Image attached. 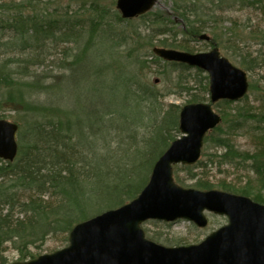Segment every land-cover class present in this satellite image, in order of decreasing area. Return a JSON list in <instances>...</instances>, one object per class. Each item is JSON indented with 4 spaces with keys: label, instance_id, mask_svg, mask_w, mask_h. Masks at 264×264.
I'll return each mask as SVG.
<instances>
[{
    "label": "trees",
    "instance_id": "16d2710c",
    "mask_svg": "<svg viewBox=\"0 0 264 264\" xmlns=\"http://www.w3.org/2000/svg\"><path fill=\"white\" fill-rule=\"evenodd\" d=\"M102 1L0 0V112L22 114L21 122H15L19 125L18 157L13 163L0 160V264L9 263L6 254L10 249L20 261L36 258L49 237L65 236L68 242L69 233L78 223L132 201L147 185L155 163L180 137L175 134H181L180 107L172 104L163 113L157 88L143 82L138 72L120 68L114 71L115 62L96 69L99 81L102 75L105 78L101 86L91 91L96 100H91L94 97L87 92L83 114L79 106L57 105L56 77L38 70L47 66L60 47H76L72 66L77 64L82 45L100 38L114 45L120 38L132 40V45L144 38L152 47L162 37L158 41L167 46L163 48L186 52H191L190 44L198 41L219 48L222 40L215 33L220 23L218 11H225V6L258 7L262 3V0H170L175 17L149 12L137 19L123 20L116 10V0L109 5H102ZM111 21L118 25L132 21L143 25L134 26L126 37L118 36ZM70 50L67 47L65 53ZM101 56L105 58L104 53ZM152 58L155 71L172 81L178 94L190 96V103L210 101L209 77L205 73L183 64L164 62L154 54ZM240 68L253 69L251 61L240 62ZM73 73L74 70L70 72ZM247 100L248 96L243 101ZM144 102L152 110L150 117L155 125L141 144L131 129L144 120ZM218 104L226 108L233 105L222 101L214 108ZM60 112L69 114L60 118L56 116ZM233 112L230 123L226 121L227 115H221L222 123L207 134L204 147L224 150L215 157L219 167L251 162L255 181L264 193L261 156L264 150L260 156L239 153L232 140L247 122L255 119L263 124L264 111L256 113L250 106L239 105ZM116 118L128 126L118 131L122 135L127 132L129 142L125 148L124 140L118 143V154L103 152L102 147L111 142L109 133L120 126ZM0 119H5L2 114ZM203 165L206 164L199 161L185 169ZM196 176L193 174L192 180ZM194 188L206 191L215 187L208 181L196 180ZM217 188L264 203L251 183L240 186L223 182Z\"/></svg>",
    "mask_w": 264,
    "mask_h": 264
},
{
    "label": "water",
    "instance_id": "95a60500",
    "mask_svg": "<svg viewBox=\"0 0 264 264\" xmlns=\"http://www.w3.org/2000/svg\"><path fill=\"white\" fill-rule=\"evenodd\" d=\"M158 0H117L124 20L150 12ZM167 62L198 69L209 77L211 103L187 104L180 111V132L155 163L150 180L128 204L78 223L69 234V245L52 254L9 264H264V205L219 190L181 187L173 166H193L201 157L206 135L221 122L213 105L239 102L249 91L248 75L223 57L218 48L189 53L155 48ZM19 126L0 120V159L14 162L18 156ZM206 213L228 218V224L199 244L166 247L146 238L142 225L148 221L192 222L208 226Z\"/></svg>",
    "mask_w": 264,
    "mask_h": 264
},
{
    "label": "rangeland",
    "instance_id": "374dc122",
    "mask_svg": "<svg viewBox=\"0 0 264 264\" xmlns=\"http://www.w3.org/2000/svg\"><path fill=\"white\" fill-rule=\"evenodd\" d=\"M229 3L231 2L229 1L228 4ZM107 4H112V1H102V5ZM225 7V11H218L217 13L220 23L216 25L215 28L217 38L222 40L219 46L221 55L230 60V62L237 67H240V62L251 61L253 68L250 71H246L250 84L247 102L241 101L233 104L230 108H226L224 104L215 106L216 112L222 116L227 115L226 121L230 123V113L239 105L250 106L256 113L264 111V0H262L261 5L258 7ZM172 8L173 4L170 0H158L152 12L169 14L175 17ZM138 24L143 25L142 22L136 21L123 23L122 25H118L116 21H111L112 28H115L116 32L118 31L117 33H119L118 36L126 35V37H128V33L133 32L134 26ZM178 29L180 30V28ZM143 33L147 34L146 32ZM180 33H182L181 30ZM179 38H181V36ZM161 39L162 37H158L156 43H154L152 47L145 42L144 38H141L135 45H132V40L124 41L121 38L115 41V45L109 41L102 42L94 40L95 42L93 41L91 43L87 41L86 44L82 45L78 53L77 64L74 66H72L71 63L75 62L76 57H74L73 60L71 57L76 53L74 51L76 47L62 46L56 51V56L48 61L47 66L43 69H39L38 72L45 71L52 74L54 78L56 77L55 103L63 107L65 103L70 104L71 107L75 106L78 108L79 106L80 114L84 113L81 109H83L85 106L84 103L88 100L86 96H88L89 93L87 92L91 93V91L103 84L102 80H104L105 77L102 75L99 81L98 77L100 76L96 69L102 68L106 63L107 66L112 65L114 62L116 64V67L113 66L114 71L120 68L123 71L138 72L143 82L157 88L161 95L158 104L163 113L168 112L169 106L172 104L179 106L181 110L183 106L190 103V96L178 94L177 88L174 87L173 82L166 79L165 75L160 76L155 71L156 66L152 64L153 47H167L159 44ZM190 46L192 47L191 53H205L212 49L210 43L201 41L194 42L190 44ZM67 47H71L72 50L65 53ZM102 53L105 55L104 59L101 58ZM73 70L74 73L71 75L70 72ZM111 73L112 70L109 71L110 75ZM168 75L175 77V75L169 74V72ZM90 96L91 98L94 97L91 100H96L95 94L91 93ZM103 106L106 105L104 104ZM146 106H148V104L144 102V107ZM60 108L62 107L58 109ZM144 110L143 122L131 129L136 132L135 137L138 138L141 144L142 140L150 136L154 128L153 126L155 125V120H152L150 117L152 110L150 111L149 107L144 108ZM0 114H2L6 120L12 122H21L22 120V114H19V112L6 111L0 112ZM64 114H69V112H60L58 115L56 114V116L62 118ZM116 120H118L117 122L120 126L117 128L116 132L109 133L108 139L111 142L102 147L103 152L111 151L114 154H118L119 151H116L117 147H119L118 143L124 140L125 142L122 146L125 148L126 142H129L128 139H126L127 132L126 135H122L118 131L119 128H128V126L123 123L122 120L119 121V118H116ZM159 120L160 116L157 121ZM263 127L264 123L260 124L254 119L247 122L241 130L236 131L232 140L239 153L260 156L264 150ZM175 135L181 136V134ZM223 151L224 150L220 148H214L212 146L204 147L200 161L206 165H203L202 168L187 170L185 166L182 165L174 166V177L177 176L179 182L177 178H175L176 181L187 189L194 188L196 180L208 181L215 187L214 189L217 190H219L217 186L223 182L224 184H237L240 186L251 183L255 191L258 192L257 194L264 200V193L258 185V181H255L256 177L250 169L251 162L240 161L236 166L228 165L219 167V160L215 159V157L224 153ZM261 156H263L262 159L264 160V152ZM152 159L153 157L151 160ZM212 160L214 161L213 164H211ZM193 174H197L196 180H192ZM208 218L210 222L206 229H199L187 220H180L176 223L149 221L143 225V230L147 239L158 244L168 247L189 246L203 241L213 231L218 230L228 223L227 218L223 216L208 214ZM67 245L68 242L65 241V236H51L47 239L46 244L39 249V256L52 254L67 247ZM6 255L9 263L20 261L17 253L11 249Z\"/></svg>",
    "mask_w": 264,
    "mask_h": 264
},
{
    "label": "bare ground",
    "instance_id": "6f19581e",
    "mask_svg": "<svg viewBox=\"0 0 264 264\" xmlns=\"http://www.w3.org/2000/svg\"><path fill=\"white\" fill-rule=\"evenodd\" d=\"M99 40L102 41V42H105L102 38H100ZM105 105H106V104H105ZM106 106H107V105H106Z\"/></svg>",
    "mask_w": 264,
    "mask_h": 264
}]
</instances>
